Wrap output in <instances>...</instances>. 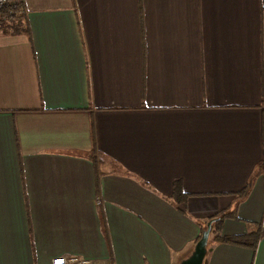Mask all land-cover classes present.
<instances>
[{
    "label": "crops",
    "instance_id": "obj_1",
    "mask_svg": "<svg viewBox=\"0 0 264 264\" xmlns=\"http://www.w3.org/2000/svg\"><path fill=\"white\" fill-rule=\"evenodd\" d=\"M20 2L26 33L0 30V264H181L230 211L214 235L256 248L210 242L203 264H264V0Z\"/></svg>",
    "mask_w": 264,
    "mask_h": 264
},
{
    "label": "trees",
    "instance_id": "obj_2",
    "mask_svg": "<svg viewBox=\"0 0 264 264\" xmlns=\"http://www.w3.org/2000/svg\"><path fill=\"white\" fill-rule=\"evenodd\" d=\"M14 6L15 13L11 17H6L3 20L0 21V30L2 33H13V34H20V33H26V21H25V10L20 2V0H10V7ZM5 14V11L2 13ZM264 166V162L262 164V167ZM249 187V183H248ZM247 187V188H248ZM246 190L240 195H244L247 191ZM180 190H179V184L175 185L174 188V198L179 200L180 198ZM234 217L233 211L230 212H222L220 214H217L211 218H209L204 227L203 230L206 228V224L208 222H212L211 224V231L209 235V240H208V245L210 242H216V243H229L233 245H239V246H244L248 247L251 249H255L257 242L260 238V235L257 234L256 232H251L246 235L242 236H234V237H220L218 235H214L219 229L222 224V221L225 218H230ZM202 230V231H203ZM202 234V232H201ZM201 238V235L199 236L197 242ZM196 242V243H197ZM208 249V247H207Z\"/></svg>",
    "mask_w": 264,
    "mask_h": 264
},
{
    "label": "water",
    "instance_id": "obj_3",
    "mask_svg": "<svg viewBox=\"0 0 264 264\" xmlns=\"http://www.w3.org/2000/svg\"><path fill=\"white\" fill-rule=\"evenodd\" d=\"M211 224V221L206 224V228L202 231L201 238L199 239V241L195 244L191 256L181 262V264H203L207 254Z\"/></svg>",
    "mask_w": 264,
    "mask_h": 264
},
{
    "label": "built area",
    "instance_id": "obj_4",
    "mask_svg": "<svg viewBox=\"0 0 264 264\" xmlns=\"http://www.w3.org/2000/svg\"><path fill=\"white\" fill-rule=\"evenodd\" d=\"M14 6L10 7V0H0V21L6 17H11L15 13ZM5 11V14H2ZM51 264H87L86 261L77 260L76 258H67L63 256L55 257Z\"/></svg>",
    "mask_w": 264,
    "mask_h": 264
}]
</instances>
